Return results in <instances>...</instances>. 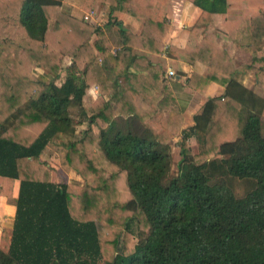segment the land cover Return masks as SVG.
<instances>
[{"label":"trees","instance_id":"obj_1","mask_svg":"<svg viewBox=\"0 0 264 264\" xmlns=\"http://www.w3.org/2000/svg\"><path fill=\"white\" fill-rule=\"evenodd\" d=\"M95 1L81 5L91 11ZM99 1L110 6L103 25L63 0H0V193L16 206L0 264H101L106 245L114 255L103 264H264V97L241 79L252 72L264 87V57L240 62L233 52L264 50V0H192L202 8L192 30L203 38L180 50L207 69L188 85L205 92L218 81L226 89L207 98L189 128L157 59L179 49L167 46L170 0ZM232 6L247 7L249 17L230 19ZM121 14L139 27L125 26ZM29 65L46 68L50 79ZM95 85L102 95L87 105ZM97 119L98 139L90 134ZM58 143L84 184L49 178L42 154ZM238 180L248 183L242 195Z\"/></svg>","mask_w":264,"mask_h":264},{"label":"crops","instance_id":"obj_2","mask_svg":"<svg viewBox=\"0 0 264 264\" xmlns=\"http://www.w3.org/2000/svg\"><path fill=\"white\" fill-rule=\"evenodd\" d=\"M65 4L71 7L74 11V14L78 16H82L84 18L85 15H89L90 19L85 20L90 24L103 25L110 18V6L108 3H104L102 1H95L93 4V8L91 11H86L82 7V0H63ZM172 2L173 9L170 10V14L167 17L168 21H170L173 25V28L170 32V35L167 40V46L177 47L178 50H166L161 55H158L157 59H162V61L166 64V72L165 76L172 83L174 93L179 105L183 109L184 114V126L189 128L190 126L195 125V115L199 114L202 110L204 103L206 102L209 96H218L222 95L225 92L226 84L220 83L218 81H211L205 92H200L191 88L188 85V78L192 76L194 72L204 73L207 69V66L202 63L200 60L196 59L190 61L185 53L180 50L184 49L188 46V44H196L203 38V34L200 33L198 35L192 29L197 22L199 15L202 12V8L194 3L192 0H170ZM178 3V4H177ZM178 5H182L180 7V11L177 10ZM187 8V9H186ZM247 7H231L228 12V17L230 19H246L249 17L250 13L247 12ZM263 10V9H262ZM257 11L255 10L252 14L255 15ZM122 18H125L128 22H132L136 28L139 27V22L132 16H126L125 14H121ZM221 16H218L220 20ZM182 24V25H181ZM190 25V26H188ZM205 33H217L216 39L221 44H226L229 41L226 40L223 34H219L217 28L214 25L206 26L202 29ZM117 46L114 45V49ZM234 55L236 60L240 62H248L250 63L255 57H264V50L257 51L251 53L242 48H237L234 51ZM151 55V54H149ZM173 69L176 71V75L170 76L169 70ZM243 84L252 89L260 96L264 97V87L262 86V79L258 77L256 74L250 72L246 75L241 76ZM158 94V93H157ZM102 95L101 89L99 85H95L90 87L85 95L84 101L87 105H91L96 102L97 98ZM104 96L108 97V94ZM142 107H148V103L146 101L142 102ZM83 124V123H82ZM98 127V133H92L93 127ZM100 120L97 119L91 125L90 134L94 136L96 139L99 138V133L101 129ZM181 136H177L172 142V151L177 146V143ZM191 145L194 147H199L196 142V137L193 136L189 139ZM180 155V151L178 152ZM20 189V181L15 180L12 188V195L14 197L18 196ZM15 214H16V206L8 201V196L6 194L0 193V243L2 240V231L5 226L12 227L15 222ZM8 221V222H6Z\"/></svg>","mask_w":264,"mask_h":264},{"label":"rangeland","instance_id":"obj_3","mask_svg":"<svg viewBox=\"0 0 264 264\" xmlns=\"http://www.w3.org/2000/svg\"><path fill=\"white\" fill-rule=\"evenodd\" d=\"M172 2L169 3L168 7L166 8V16L168 17L169 14H170V10L173 9L174 6H172L171 4ZM178 4V3H177ZM182 5H178L177 7H179L177 10L180 11V7ZM187 9V8H186ZM123 19V24L125 26H128L129 24H131L132 22H128L125 18H122ZM95 24V23H94ZM182 25V24H181ZM190 26V25H188ZM117 25H114V27H112V29L114 31L117 30ZM118 33V32H117ZM117 33L116 35H111V39L113 41H115V38L117 36ZM70 60V58L68 57H65L64 60H63V65L64 67L61 69L60 71V77L57 78V81L60 82L63 78H64V75L65 74V66L67 64V62ZM29 70H31L32 72H35L38 76L42 77V78H45L47 80L50 79V72L46 69V68H43V67H40V66H28L27 67ZM53 75V74H52ZM63 75V76H62ZM88 121L84 122L83 124H80L77 126V132L75 134V138H81L83 136V132L85 131V129H87L89 126H88ZM92 129V128H91ZM92 133H98V127L94 125L93 129L91 130ZM63 140L62 137L58 138V141H61ZM179 145L177 144V146L174 148V151H173V165H172V173H176L177 172V167H176V162L179 160L180 158V155H178V152H179ZM195 151H197V147H195ZM64 153H65V148L60 144H53V145H49L43 152L42 154V159L45 161V167L46 169L48 170L49 174V178L52 179V180H59L60 178L61 179H64L65 181L69 182V183H74L76 186H79V185H82L84 184V178L80 175V174H77L74 170H72L71 168H68V166L66 165L65 163V160H64ZM171 173V175H173ZM176 175V174H175ZM93 178V177H92ZM91 178V182L94 183V178L92 179ZM236 182V192L237 194L239 195H242L244 194L245 190L248 188V183H246L244 180H238V181H235ZM120 184H122V181H120ZM74 186L73 188V192H74V202H76V199H77V190H78V187ZM8 222V221H6ZM104 255L103 257L100 259V263L103 264L105 259L107 258H111L113 255H114V252H113V248L111 245H106L105 246V250H104Z\"/></svg>","mask_w":264,"mask_h":264},{"label":"built area","instance_id":"obj_4","mask_svg":"<svg viewBox=\"0 0 264 264\" xmlns=\"http://www.w3.org/2000/svg\"><path fill=\"white\" fill-rule=\"evenodd\" d=\"M84 18H85L86 20H89V19H90L89 15H85ZM169 75H170V76H174V75H176V71L173 70V69H170V70H169Z\"/></svg>","mask_w":264,"mask_h":264}]
</instances>
